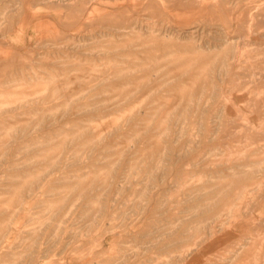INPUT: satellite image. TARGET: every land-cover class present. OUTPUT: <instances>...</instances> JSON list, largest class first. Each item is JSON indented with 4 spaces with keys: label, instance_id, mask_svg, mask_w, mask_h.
<instances>
[{
    "label": "rangeland",
    "instance_id": "obj_1",
    "mask_svg": "<svg viewBox=\"0 0 264 264\" xmlns=\"http://www.w3.org/2000/svg\"><path fill=\"white\" fill-rule=\"evenodd\" d=\"M0 18V264H264V0Z\"/></svg>",
    "mask_w": 264,
    "mask_h": 264
},
{
    "label": "bare ground",
    "instance_id": "obj_2",
    "mask_svg": "<svg viewBox=\"0 0 264 264\" xmlns=\"http://www.w3.org/2000/svg\"><path fill=\"white\" fill-rule=\"evenodd\" d=\"M2 16V15H1ZM1 19V18H0ZM1 38V37H0ZM226 41H229V39H225ZM2 44V43H1ZM10 50V49H9ZM4 51V50H3ZM7 51V50H6ZM162 52V51H161ZM137 58V57H136ZM224 58V57H223ZM170 65V64H169ZM109 70V69H108ZM42 71V70H41ZM107 72V71H106ZM103 75V74H102ZM110 75H108V76H104L105 78H103L102 80H101V78L103 77H101V75L99 76V77H101L100 78V82H102V81H105L106 82V80H108V79H110V77H109ZM116 79H122V77L118 74L117 76H116ZM166 80H168V79H166ZM95 82V81H94ZM104 82V83H105ZM130 82V81H129ZM167 82H169V81H167ZM71 83V82H70ZM81 83V82H80ZM165 83V82H164ZM76 84V83H75ZM79 84V83H78ZM101 85H99V86H103L104 87V85H103V83H100ZM106 84V83H105ZM46 85V84H45ZM44 85V86H45ZM69 85V84H68ZM98 86V85H97ZM131 86V85H130ZM146 86H148L147 84H146ZM145 86V87H146ZM62 87V86H61ZM66 87V86H65ZM140 87H142V86H140ZM143 88V87H142ZM169 88V87H168ZM93 89V88H92ZM91 88L89 89V90H92ZM137 89V88H136ZM147 89V88H146ZM31 90V89H30ZM127 90V89H126ZM138 90H139V87H138ZM142 90V89H141ZM124 91H125V89H124ZM158 91V90H157ZM54 92V91H53ZM52 92V93H53ZM133 92V91H132ZM131 92V93H132ZM60 93V92H59ZM85 93V92H84ZM55 94V92L53 93V95ZM160 94V93H159ZM22 96V95H21ZM130 96H132V95H130ZM145 96V95H144ZM85 97V96H84ZM73 98V97H72ZM80 98V97H79ZM59 99V98H58ZM68 99H66V101H67ZM44 102V101H43ZM69 102V101H68ZM76 102H77V100H76ZM206 102V101H205ZM65 103V102H64ZM55 104H56V102H55ZM59 104V103H58ZM74 104V103H73ZM147 105V104H146ZM57 106V105H56ZM60 106V105H59ZM63 106H65V105H63ZM89 106V105H88ZM61 107V106H60ZM52 108H55V107H52ZM51 108V109H52ZM57 108V107H56ZM58 109V108H57ZM32 111V110H31ZM35 111H36V109H35ZM40 111H42V110H39V112ZM85 111V110H84ZM43 112H44V109H43ZM45 113V112H44ZM150 116V115H149ZM44 117V116H43ZM148 118V117H147ZM150 118V117H149ZM56 119V118H55ZM54 119V120H55ZM59 120V119H58ZM145 120V119H144ZM141 121V120H140ZM139 121V122H140ZM28 123V122H27ZM58 124V123H57ZM24 125V124H23ZM22 125V126H23ZM24 127H25V125H24ZM32 127V126H31ZM2 128V127H1ZM0 128V129H1ZM22 128V127H21ZM29 128V127H28ZM27 128V129H28ZM3 129V128H2ZM24 129H26V128H24ZM29 131V130H28ZM32 131V130H31ZM76 132V131H75ZM30 134V133H29ZM85 135H87V133H84ZM127 134V133H126ZM3 135V134H2ZM77 135V134H76ZM1 136V135H0ZM81 137H84V135L82 136L81 135ZM35 138V137H34ZM77 138V137H76ZM155 145V144H154ZM30 148V147H29ZM33 150V149H32ZM21 151V150H20ZM41 152V151H40ZM47 152V151H46ZM29 154V153H28ZM41 155V154H40ZM17 156V155H16ZM26 156V155H25ZM23 157V156H22ZM26 157H28V156H26ZM37 157H38V155H37ZM29 158V157H28ZM11 159V158H10ZM24 159V158H23ZM27 159V158H26ZM17 161V160H16ZM27 161V160H26ZM3 162V161H2ZM19 162H22L21 160L19 161ZM19 162H13V164H15V163H18V165H19ZM12 163V162H11ZM24 164H25V161L23 162ZM34 163H36V162H34ZM38 163H40V162H38ZM12 165V164H11ZM20 166H22V165H20ZM10 167V166H9ZM37 167V166H36ZM35 167V168H36ZM6 168V167H5ZM38 168V167H37ZM40 168V167H39ZM9 169V168H8ZM32 169V168H31ZM3 170V169H2ZM30 170V169H29ZM40 170V169H39ZM25 171V170H24ZM1 172H3V171H1ZM6 172V171H5ZM29 172V171H28ZM20 172H18V174H19ZM7 174H9V173H7ZM7 174H5V175H7ZM15 174V173H14ZM24 174V173H23ZM2 175V174H1ZM11 176H12V174H10ZM22 177V176H21ZM13 178H15V177H13ZM23 180V179H22ZM19 183H20V181H18ZM59 182H60V179H59ZM4 183V182H3ZM94 183H96V180L94 181ZM1 184H2V182H1ZM10 184V183H9ZM9 184H6V185H9ZM22 184H23V182H22ZM21 184V185H22ZM28 184H29V182H28ZM39 184V183H38ZM60 184V183H59ZM77 184V183H76ZM14 185V184H13ZM20 185V186H21ZM12 186V185H11ZM10 186V187H11ZM17 186V185H16ZM30 186V184L28 185V187ZM4 187V186H3ZM10 187H8V188H10ZM11 188H13V187H11ZM15 188V187H14ZM27 188V187H26ZM79 188V187H78ZM6 189H7V187H6ZM23 189H25V187L23 188ZM245 189V188H244ZM1 190V189H0ZM240 191V190H239ZM239 191H238V193H239ZM48 192H49V190H48ZM243 193V192H242ZM245 194V193H244ZM247 194V193H246ZM238 196V195H237ZM240 196V195H239ZM243 196V195H242ZM137 198V197H136ZM132 207V206H131ZM99 208V207H98ZM59 210H60V207H59ZM96 210V209H95ZM97 211V210H96ZM232 213V212H231ZM0 216H2L1 214H0ZM192 216V215H191ZM172 226V225H171ZM167 227V226H166ZM224 227V226H223ZM167 229V228H166ZM170 229V228H169ZM219 229V228H218ZM180 230V229H179ZM222 230V229H221ZM133 231V230H132ZM161 231H162V229H161ZM165 231V230H164ZM170 232V231H169ZM169 232H167V233H169ZM181 232V231H180ZM179 232V233H180ZM174 233V232H173ZM178 233V232H177ZM184 233V232H183ZM195 234V233H194ZM175 235V234H174ZM177 236V235H176ZM146 237H147V235H146ZM183 237V236H182ZM175 239V238H174ZM240 248V247H239ZM182 258V257H181ZM184 260V259H183ZM181 262V261H180ZM184 262V261H183Z\"/></svg>",
    "mask_w": 264,
    "mask_h": 264
}]
</instances>
